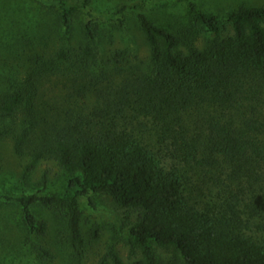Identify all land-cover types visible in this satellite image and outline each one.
<instances>
[{"label": "trees", "instance_id": "obj_1", "mask_svg": "<svg viewBox=\"0 0 264 264\" xmlns=\"http://www.w3.org/2000/svg\"><path fill=\"white\" fill-rule=\"evenodd\" d=\"M38 2L55 10L61 43L50 55L36 52L23 81L0 93V140L15 136V153L27 160L22 180L42 162L66 175L60 191L0 192V206L16 203L26 233L38 240L40 262L32 264L54 258L40 242L49 225L37 207L64 217L82 256L81 201L93 204V194L136 213L126 235L140 258L131 264H166L156 247L174 248L178 264H264V6L233 10L230 29L192 1V25L179 31L139 12L147 62L112 87L105 65L131 64L137 55L123 48L102 58L100 23L90 17L78 29L89 0ZM201 31L213 36L203 48L195 44ZM57 77L97 87L75 106L53 104L45 84ZM98 264L126 263L110 247Z\"/></svg>", "mask_w": 264, "mask_h": 264}, {"label": "rangeland", "instance_id": "obj_2", "mask_svg": "<svg viewBox=\"0 0 264 264\" xmlns=\"http://www.w3.org/2000/svg\"><path fill=\"white\" fill-rule=\"evenodd\" d=\"M83 1L69 0L71 4H81ZM189 1L196 3L201 10L220 17L228 29L230 25L227 16L239 6H264V0H89L86 8L77 15L78 29L90 17L100 23L104 30L100 46L102 58L106 60L112 52L123 48L137 55L136 59L131 57V64L124 62L122 65H105L110 75L109 85L114 87L124 76L132 74L133 70L140 69L138 73H141L147 62L149 50L138 27V13H145L159 26L179 31L192 25L187 6ZM55 14L54 9L44 7L38 0H0V93L14 89L15 85L23 81L30 70L29 60L36 52L50 55L59 46L61 40L55 32ZM46 26L48 31H44ZM79 37L78 34L67 43L76 45ZM208 37L213 36L201 31L195 44L203 48ZM133 63L137 66H131ZM93 85L57 77L45 84V97L53 104L69 102L75 106L84 100L83 95ZM21 119L16 125L11 122V128H18ZM3 129L0 123V130ZM14 145L15 136L12 133L0 140L1 193L13 196L22 191L47 193L63 188L66 175L54 162H42L29 180L23 181L21 163L27 160L17 156ZM45 177L46 184L43 185ZM92 201L93 204L81 201L82 231L85 237L82 256L77 255L70 244L64 217L57 211L37 207L39 215L49 225L47 236L40 242L53 251L54 258L50 264H98L99 257L110 247L118 251L126 264L140 258V251L131 250L126 235L129 224L136 220V213L118 207L107 194H93ZM96 227L99 229V237L94 239L93 231ZM37 242L36 238L26 233L16 203L9 201L0 206V264L39 263L35 249ZM156 251L166 264H178L174 248L156 247Z\"/></svg>", "mask_w": 264, "mask_h": 264}]
</instances>
